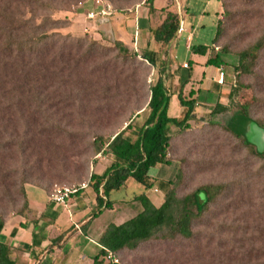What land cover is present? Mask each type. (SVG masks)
I'll return each instance as SVG.
<instances>
[{"label":"rangeland","instance_id":"1","mask_svg":"<svg viewBox=\"0 0 264 264\" xmlns=\"http://www.w3.org/2000/svg\"><path fill=\"white\" fill-rule=\"evenodd\" d=\"M108 1L116 8L139 2ZM198 1L189 0L187 5L195 19L204 16L203 27L194 29L193 44L211 46L216 31L213 5L206 14L202 11L206 0ZM219 1L221 26L216 46L220 57H225L226 95L233 83L246 85L240 91V102H255L250 117L264 125V0ZM86 3L72 0L65 10L52 15L60 24L49 33L59 36L46 40L42 54L32 57L30 65H38V73L28 76L21 97L13 91L15 85L8 83L5 89L14 98L8 104L0 99L1 111L10 107L8 112H0V216L4 218L20 211L25 184L40 186L51 195L56 188L88 182L92 174L109 164L106 155L95 152L96 137L110 139L128 124L139 127L148 115L149 87L158 77L157 69L140 62L141 52L134 48L116 46L111 35H94L96 30L88 26ZM173 10L179 8L174 6ZM40 37V33L32 35ZM257 42L262 47L253 73L238 76L234 70L238 53ZM191 57L181 46L176 59L169 57L171 73L179 67L188 72L190 79V65L184 67L187 62L182 66L178 62ZM171 73L165 76V85L170 94H175L178 76ZM235 110L231 107L229 112L213 117L195 111L192 117L196 122L191 121L185 133L173 132L171 165L151 171L157 182L167 183L174 181L181 170L177 197L204 184L225 186L224 193L193 223L194 236L165 239L159 234L134 251L118 254L120 264H264V165L226 131ZM168 113L171 117L181 115L175 95ZM247 139L258 151H264V131L255 129ZM161 190L158 183L145 189L129 179L120 190L112 192L114 209L94 225L114 217L126 220L134 216L140 206L131 200L147 191L149 200L157 206L163 200Z\"/></svg>","mask_w":264,"mask_h":264},{"label":"trees","instance_id":"2","mask_svg":"<svg viewBox=\"0 0 264 264\" xmlns=\"http://www.w3.org/2000/svg\"><path fill=\"white\" fill-rule=\"evenodd\" d=\"M71 1L0 0V78L3 79L0 81L1 102L6 103L14 98L5 89L8 83L15 85L13 91L18 92L21 97L29 82L28 76L31 73H38L36 70L39 66L30 65L32 57L37 58L42 54V44L46 40L59 36L55 32L49 33L60 24V20L52 19V15L57 11L65 10V5ZM146 3L149 11L153 12V0H146ZM181 21L179 13L165 12V18L153 31V40L160 45V51L149 50L140 55V62L157 69L158 72L155 83L149 87L147 103L149 112L143 124L139 127L128 124L110 139L98 136L93 143L96 153L109 155L110 163L101 175L92 174L89 178L95 193L96 209L82 225L84 231H87L93 219L106 210L114 209L116 201L111 200V194L120 190L129 179H133L145 189H150L158 183L164 194L159 206L153 205L144 194L137 195L131 200L133 204L138 203L140 206L134 216L122 221L114 217L104 223L103 231L97 237V243L117 256L125 250L134 251L139 244L148 242L159 234L165 239L176 237L191 239L194 236L193 223L201 219L208 211L209 205L225 191V186L222 184H204L183 197H177L176 190L183 175L181 170L177 171L174 181L167 183L157 182L155 176L151 175L152 170L159 171L162 167L171 165L169 150L175 137L173 132L185 133L190 128V122L194 121L192 115L197 104L194 97L196 91L185 90L189 83V74L187 71L180 74L179 67L172 73L170 71L169 50L178 36ZM220 26L221 23L217 22L213 44L219 41ZM35 33H40L41 37L32 38ZM121 44L116 40V46L119 47ZM261 47V42H257L238 53L237 66L234 68L238 76L253 73ZM207 50L206 46L191 48L192 53L202 56ZM221 52L225 53V49ZM131 57L136 60V55ZM208 63L223 65L224 61L220 59L219 54H216L208 60ZM170 73L178 76L175 94H170L165 85V76ZM244 88L247 86L240 82L233 83V89L228 94V105L216 103L208 113V117L229 112L231 107H235L236 110L227 121L225 129L240 140L251 155L260 158L264 165V151H258L246 136L250 125L257 126L263 131L264 125L250 117L255 102L250 104L240 102V91ZM174 95L181 109L180 117H171L168 113ZM9 110V105L2 108L3 112ZM44 190L48 193L46 189ZM22 197V207L16 213L18 215L25 214L28 209L24 188ZM120 204L119 201L121 208ZM5 219L0 216V264H15L12 248L2 239ZM21 227L24 225L22 224ZM66 234V232L62 233L51 243L59 246ZM40 243L41 239L37 240L33 236L32 245L39 246ZM92 261V264H108L102 249Z\"/></svg>","mask_w":264,"mask_h":264},{"label":"crops","instance_id":"3","mask_svg":"<svg viewBox=\"0 0 264 264\" xmlns=\"http://www.w3.org/2000/svg\"><path fill=\"white\" fill-rule=\"evenodd\" d=\"M217 1L215 4L213 0H206L202 10L207 14L208 8L213 5V20L216 26L222 10L220 1ZM188 2L189 0H153V12L149 11L146 0H139L134 6L126 8H116L108 0H87L85 8L90 18L88 26L96 30L94 35L102 37L109 34L128 50L134 48L141 53L149 50L160 51V45L153 40V31L165 18V12L179 13L184 32L178 34L175 39L169 50L170 57L176 59V53L181 46L186 53L192 55L189 60H183L180 63L177 61L180 66L184 62H190L192 76L185 90L196 91L195 111L209 113L216 103L226 105L228 100L225 85H219L216 82L219 75L218 70L223 68L224 64L208 63L209 59L219 54L213 42L211 46L204 45L208 47L205 55L192 53V47L203 46L193 44V32L195 27H203L204 16H198L195 19L192 14H189ZM107 6H109L108 9ZM174 6H177L179 10H173ZM101 11L105 14L102 15ZM90 14L93 16L89 17ZM220 59L225 61L223 55ZM181 72L184 71L181 70ZM105 157H108L110 163L109 155ZM107 166L94 174L101 175ZM24 191L28 209L23 215L15 214L6 218L1 233L2 239L12 248L15 264H92L93 257L102 248L97 243V237L103 231L105 222L94 224L108 211H104L93 219L87 231L82 229V225L96 209L95 193L92 188L89 186L80 195L71 197L65 206L54 204L44 189L33 184H25ZM149 192H145L148 199H150ZM161 202L162 200L157 206ZM115 219L122 221L119 218ZM22 224L24 227H21ZM64 232L67 234L60 245H53L51 242ZM33 236L37 240L41 239L39 246L32 245Z\"/></svg>","mask_w":264,"mask_h":264},{"label":"built area","instance_id":"4","mask_svg":"<svg viewBox=\"0 0 264 264\" xmlns=\"http://www.w3.org/2000/svg\"><path fill=\"white\" fill-rule=\"evenodd\" d=\"M109 8V6H107V9ZM101 14L104 15L105 12L101 11ZM93 16V14H90L89 17ZM184 32V26L183 23H180L179 29H178V34ZM216 50H218L217 47H215ZM184 67H186L187 65H183ZM219 75L218 78L216 80L217 84L219 85H223L224 84V80H225V73L223 68H219L218 70ZM90 186V182H85V183H81L79 185L76 186H71V187H62V188H56L53 190V193L50 195L51 201L59 206H65L67 201L71 198L76 196L77 194L85 191L88 187ZM156 191V189H155ZM104 253H105V261L108 264H120V259L118 258L117 254H115L114 252L106 249V248H101Z\"/></svg>","mask_w":264,"mask_h":264},{"label":"water","instance_id":"5","mask_svg":"<svg viewBox=\"0 0 264 264\" xmlns=\"http://www.w3.org/2000/svg\"><path fill=\"white\" fill-rule=\"evenodd\" d=\"M252 129L250 132H249V129ZM255 129H257L258 131H260L261 133H263V131L261 130V129H258V128H256L254 125H250L249 127H248V131H247V137H248V135H250L251 134V132L252 131H254ZM261 152V151H260Z\"/></svg>","mask_w":264,"mask_h":264}]
</instances>
